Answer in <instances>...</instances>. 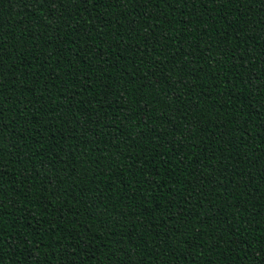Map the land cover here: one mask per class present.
<instances>
[{
	"label": "trees",
	"instance_id": "trees-1",
	"mask_svg": "<svg viewBox=\"0 0 264 264\" xmlns=\"http://www.w3.org/2000/svg\"><path fill=\"white\" fill-rule=\"evenodd\" d=\"M0 264H264V0H0Z\"/></svg>",
	"mask_w": 264,
	"mask_h": 264
},
{
	"label": "snow or ice",
	"instance_id": "snow-or-ice-1",
	"mask_svg": "<svg viewBox=\"0 0 264 264\" xmlns=\"http://www.w3.org/2000/svg\"><path fill=\"white\" fill-rule=\"evenodd\" d=\"M61 2H62V0H61Z\"/></svg>",
	"mask_w": 264,
	"mask_h": 264
}]
</instances>
